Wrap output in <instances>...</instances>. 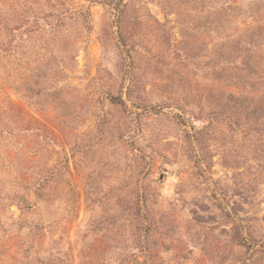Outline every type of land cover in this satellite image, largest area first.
<instances>
[{
	"label": "rangeland",
	"instance_id": "374dc122",
	"mask_svg": "<svg viewBox=\"0 0 264 264\" xmlns=\"http://www.w3.org/2000/svg\"><path fill=\"white\" fill-rule=\"evenodd\" d=\"M264 264V0H0V264Z\"/></svg>",
	"mask_w": 264,
	"mask_h": 264
},
{
	"label": "trees",
	"instance_id": "16d2710c",
	"mask_svg": "<svg viewBox=\"0 0 264 264\" xmlns=\"http://www.w3.org/2000/svg\"><path fill=\"white\" fill-rule=\"evenodd\" d=\"M48 264H50V263H48Z\"/></svg>",
	"mask_w": 264,
	"mask_h": 264
}]
</instances>
